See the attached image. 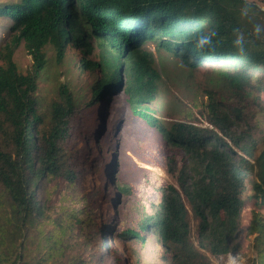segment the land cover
I'll use <instances>...</instances> for the list:
<instances>
[{
    "label": "trees",
    "instance_id": "16d2710c",
    "mask_svg": "<svg viewBox=\"0 0 264 264\" xmlns=\"http://www.w3.org/2000/svg\"><path fill=\"white\" fill-rule=\"evenodd\" d=\"M12 2L0 7V15L12 20L0 50V264H97L98 252L109 253L106 203L113 207V239L126 244L133 262L125 264H213L209 255L242 250L240 219L250 202L256 207L246 230L247 239L254 237L252 264H264V10L247 0ZM201 36L209 46L197 47ZM147 41L192 70L221 67L217 83L226 99L207 94L200 109L207 125L156 116L151 104L163 82L153 51L143 47ZM22 44L33 59L27 73L14 60ZM48 47L60 64L68 48L80 52L78 68L96 79L86 106L77 102L71 80L56 84L49 101L37 96ZM95 48L97 60H88ZM123 84L133 114L185 157L170 170L178 186L161 188L160 200L133 227L118 223L116 210L131 187L120 186L108 169L100 183L88 185L79 163L84 150L71 144L87 109L99 108L103 118L102 100ZM104 131L101 125L100 135ZM187 203L199 221V246ZM151 237L163 249L157 263L129 246L134 240L147 246Z\"/></svg>",
    "mask_w": 264,
    "mask_h": 264
},
{
    "label": "rangeland",
    "instance_id": "374dc122",
    "mask_svg": "<svg viewBox=\"0 0 264 264\" xmlns=\"http://www.w3.org/2000/svg\"><path fill=\"white\" fill-rule=\"evenodd\" d=\"M247 1L255 3L264 10V0ZM9 2V5L13 4L12 0H0V7ZM11 22L10 18L6 19L4 15H0V50L8 37ZM143 47L153 51L156 68L161 75L160 82H163L160 96H157L151 104L156 116L165 123L186 121L207 125L200 112L202 105L208 101L207 94L214 93L211 96L218 100L223 96L226 99V95L222 94L217 83L220 81L221 67L205 64L192 70L177 57L159 50L155 42L147 41ZM46 55L49 59L48 69L39 81L37 96L49 101L56 97V84L71 80L75 84L77 102L81 103V107L86 106L92 100V87L95 85L96 79L89 70L84 71L78 68L82 59L80 52L68 48L66 58L61 64L56 61L53 48L48 47ZM96 55L97 49L95 48L93 54L88 56V60L96 61ZM14 60L23 73H27L33 65V59L24 44L16 51ZM124 90L123 84L121 90L114 97L102 100L103 105L106 104L105 110L101 112L103 118H99V108L87 109V116L84 119L81 118L78 128L74 131L71 144L77 152L79 149L84 150L78 152L82 153L79 163L84 166L85 173L88 175V185L100 183L108 169L114 171L112 177L120 186L127 184L131 187L132 195L121 197L116 210L118 209V223L127 222L133 227L136 226L145 209H151L152 203H157L160 200L161 188L168 184L178 186L177 180L170 170L173 166L180 167L185 157L179 149L166 145L157 130L149 127L144 120L133 114ZM117 118L119 121L116 122ZM94 119L96 120L93 121ZM91 120V123H87ZM101 125L105 130L102 135H100ZM106 136H109V139H106ZM111 160H114L112 164H115V170L114 166H110L112 165L110 164ZM93 162L97 164L95 165L96 174L92 168ZM100 164L104 166H98ZM108 195L113 196V192L110 191ZM99 200L101 203L102 196ZM187 207L190 212L192 239L199 246V221L192 214L188 203ZM112 208V205L105 204L104 226L107 228L105 231V234L107 233L105 237L107 250L104 249V251L109 253L107 256H102L103 251L98 252L100 260L97 264L133 263L131 259L128 260L126 244L119 240L114 241L116 233L112 235L110 232L109 226L113 220ZM253 210H256L254 202L248 203L243 209L240 219L239 239L242 250L222 257L209 255L213 264L254 263L256 253L251 247L254 237L249 239L246 237V230L250 224ZM121 227V225L117 226V232L121 230ZM130 243V248L142 254L143 258L150 263L162 261L163 249L155 237H151L147 246L144 247L135 240ZM45 252L46 250L43 251V253ZM91 254L93 255V252ZM47 259V263H52V260Z\"/></svg>",
    "mask_w": 264,
    "mask_h": 264
},
{
    "label": "clouds",
    "instance_id": "9594fccd",
    "mask_svg": "<svg viewBox=\"0 0 264 264\" xmlns=\"http://www.w3.org/2000/svg\"><path fill=\"white\" fill-rule=\"evenodd\" d=\"M237 43H239V40L237 41ZM209 45H210V39L208 37L201 36L198 38V44H197L198 48H204L205 46H209Z\"/></svg>",
    "mask_w": 264,
    "mask_h": 264
}]
</instances>
